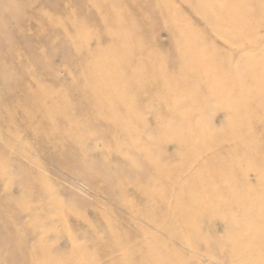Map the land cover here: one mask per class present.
<instances>
[{
    "label": "rangeland",
    "instance_id": "1",
    "mask_svg": "<svg viewBox=\"0 0 264 264\" xmlns=\"http://www.w3.org/2000/svg\"><path fill=\"white\" fill-rule=\"evenodd\" d=\"M164 1L165 2L161 0L160 4L162 3L170 9L173 8L174 11L166 9V7H164L163 10L169 14L171 13L173 17V13L177 16L179 14L177 9H180L181 16L180 14L179 16L181 18L183 15L182 19L184 18L185 20H182L183 24L185 23L184 25H187L188 22V24H191L192 31L197 29L199 32L195 31L199 34H195V36H199L200 38L202 35L201 37L203 38L199 40H202L204 45L207 46L206 42L208 41L209 43L210 38L215 41V44L211 41L207 47H202L203 45L198 46V49H195L197 50V52L195 51L196 55L203 54L205 56L207 55L206 52H208V54H212L211 52H213L214 54L218 49L227 48L233 62L239 60V45H231L226 40L215 37L209 28L204 26L203 20L199 16L197 18V16L189 13L185 5L179 0ZM230 1H235V4L238 5L239 2H241V0ZM243 1L244 7L239 8V14H243L241 16L242 22L245 20L243 24L248 27V32L245 34L248 37H255L257 34H263L264 0H251L253 4L250 0ZM169 2L172 8L168 7ZM172 3L176 4L177 7ZM162 4L161 6L163 8ZM99 6L100 3L97 0L88 3L81 2V0H0V101L11 103L9 111L4 108L3 103H0V170L2 167H4L5 170L2 179H0V264H37L39 263L37 261L43 257H51L49 259L46 258L47 261L45 264H57V262L58 264H73V261H75L74 259L79 257L80 259L82 257L81 261L79 262L76 259L78 262L75 264H216L214 260L217 264H233L232 262L234 260L236 261L234 264H264V244H261L255 234L250 232L249 228L251 226L249 224L241 222L247 217L264 216V211H262L264 209L262 208L261 210L260 204L249 205L251 202L249 199L254 195L264 197V182L254 183L250 186H245L242 183V178L247 176L252 179L257 170L262 169L264 171V168H262L264 162L262 160H259V162L257 161L260 156L253 153V155L251 154L252 156L250 155L252 158L251 161H242L240 165L243 172L236 171L229 165L223 163L221 166L222 172H207L201 174L202 179H197V182L195 179H193V182L191 179L187 178L185 180L186 182L182 181L180 182L181 184H177V173L172 174L171 177L155 170L153 171L152 166H149V163L153 165L156 160L151 158L152 155L148 152L150 148L153 151L158 149L159 151L162 150L160 152H164V154L168 152L167 154H170L171 157L173 152L179 148V144H177L171 136L170 137L174 141H172L173 143L171 141H166V137V139H162L166 132L162 135L161 130L160 133L157 127L159 123L162 121H170L169 126L173 127L174 124L172 121L177 118L176 121H174L176 122L174 125L175 133L177 131L176 128L179 127L183 121L181 117L177 116L178 114L173 117L171 116L169 119L162 110L163 106L160 103L154 102L156 96L159 94L158 90H153L151 92L150 97L152 101H149V104L137 103L136 106H132L133 110L135 108V110H141L138 114L139 116H142L143 109L149 110V115L147 116L148 113L143 114V117L147 116L144 120L145 124L148 123L146 125L142 123L141 120L143 119H138L139 117L130 120L129 123L136 128L134 135L137 133L135 137H130V139L127 135L125 136L126 139L123 137V134L125 135V133H123L125 132L124 129L110 128L105 121L99 119L97 113H93L92 108L94 104L90 102L92 98L80 94V92L83 91V84L85 81L82 76L83 72L74 65L79 63L82 56L86 53V50L72 49L68 44L69 42L66 39V35L73 31V24L69 21V18L71 16H76L79 20L77 23L79 32L83 34L88 32L93 35L98 34L99 43L104 44L108 40L103 36V33H106L108 28L110 29V27H108L110 25L99 22ZM178 6L180 7L178 8ZM115 9L125 13L122 17L121 27L127 25L133 27L134 23L137 24L138 29L133 31V35L135 39L140 40L139 48L142 50L147 49L148 51L151 49L149 53H151V51H157L156 49L159 48L164 49L165 52L159 49L163 54H160L161 57H159V53H157L154 57L155 60H158L156 58L168 59V55L173 54V49L170 45L167 33L161 29L164 23L162 20L167 16L157 19L151 12L152 9L150 7H127L124 4H119ZM212 10L211 13H215L216 11L218 14H215V16L214 13H212V17H222L219 10ZM100 11H102V9H100ZM176 11L178 14H176ZM145 12H149L148 20L143 16ZM246 18H248V21ZM189 20H193V23L197 21L194 23V27L193 23L189 22ZM252 21H254V23ZM184 25H182L183 30L187 32L189 30V32H191L190 29H186L188 25L187 27H184ZM200 28L205 31L203 30L202 32ZM261 28L262 31L260 30ZM253 30H255V32ZM247 36L244 39L245 43L249 41ZM196 40H198V37ZM205 40L207 41L204 42ZM202 41L200 43H202ZM142 42L144 44H142ZM263 43L264 42H261L259 47L247 51L248 56L250 57V54L255 52V54H252L251 58L259 59V57H263ZM90 44L92 47L95 45L94 42ZM160 45L162 46L159 47ZM211 46L213 50L209 49ZM210 54L207 56H211ZM147 57L148 61L149 55ZM219 60L221 61L220 58ZM250 65L252 66V64ZM25 67L27 68L26 71L24 70ZM262 69H264V66ZM251 70L253 72H251ZM240 71H242V73H240L243 77H247L253 74L255 70L254 67L250 69L249 66H246L242 70L240 69ZM263 71L264 70L261 72ZM28 75L33 76V78H28ZM262 75H264V73H262ZM32 79L33 81L36 79L34 81L35 84ZM25 83H27V85L29 84L28 91L23 89V86L26 85ZM115 83L118 82L115 81ZM179 84H181V82H179ZM245 88L246 87H244L243 90ZM245 90H247V88ZM254 92L255 90L250 88V98L247 101L251 107L255 105L257 100L264 99V96L263 98L256 97ZM57 93L58 97H55L54 95ZM128 94H130L129 96L132 99L138 100V95L136 96L134 90H129ZM152 95L155 96V98ZM36 97H41L39 103H37L39 99L37 100ZM49 97H51V101H49ZM25 98H27L28 103L24 101ZM176 98L182 99V96L178 95ZM34 103L36 106L42 105L44 111L42 113V118L40 115H36L35 113L34 115L32 114L33 110L31 107L34 106ZM156 105H158L157 107L159 108L161 107L162 109H160L162 111L155 107ZM213 105L210 104L209 107L212 109L221 107V105L219 106L218 104H215L214 107ZM20 106H26V110L28 111L25 112L20 110ZM246 109L247 107L237 112V116L242 119V121L237 123V126V120L231 121L233 118L228 121H226V119L224 122V119H220L221 121H219V118L222 116L220 113L217 114V118H214V114L209 115L207 111H205V116L202 118L205 120L209 119V123L210 125L212 124V127H218L220 125L218 128L222 129V133L230 129H237L238 133H241V141L238 143L236 142V144H238L237 146L235 143V146L232 144L234 147L233 149H231V145L226 146L225 152L230 151L229 153H233V156L238 154L239 157L237 158L243 159H245L244 153L248 151L247 149H249L251 145H253L257 151L261 147V150L263 149L264 152V116H262L264 112L259 113L261 115L258 114L256 118L250 115L246 116L247 112L244 113ZM45 110H48V112H45ZM155 110L159 112L160 115L157 114ZM160 111L165 115H161ZM57 113H61L62 118H67H59L56 120L57 118L55 117L51 121L43 118V116L46 117L47 114L56 116ZM25 115L27 117L34 116V118H31L25 125L19 126L17 120H20L22 117L25 118ZM158 116L161 120L160 118L157 119ZM71 117L73 119L77 118L75 121L77 120L78 123L87 124L90 126V129L95 131L102 129L108 132H117L118 135H120L121 132L123 134L119 136L120 139L118 140L117 138L119 137H110V134L106 137L96 135L94 138L87 139V143L83 144H86V147H82L83 145L81 142H84L86 139H81V147H78L80 143L76 144V141L72 142L69 140L67 141V139L65 140L66 137L60 132V128L64 129V127L66 128L70 123L75 122ZM178 117L180 118L179 121ZM8 120H10L13 125L7 127L5 122H8ZM201 120L200 122L203 123V127L202 125L200 126L201 123H198V125L202 129L207 126L206 129L203 130L208 131L212 129L209 127V123H207L208 120ZM244 121L248 123L245 124ZM141 123L147 126L148 130H146L144 125H142L144 127L141 128ZM139 124L140 126H138ZM253 124L255 125L253 126ZM136 125L142 130L139 131ZM228 125L230 127H228ZM42 130L46 134L39 135V131ZM143 130H145L146 134L147 132L149 133L146 136L151 140L144 139L146 137L143 135L145 134ZM172 131L173 129L171 132ZM139 132H143V134ZM97 136L99 137L97 138ZM138 138L143 144L139 141L137 142ZM221 138L229 140L227 135L220 137L216 136L213 138L212 147L216 145L217 141ZM114 140L117 142L121 140L122 146L125 143L127 146L131 145L129 147L131 149L129 150L128 147L126 148V144L121 147L118 142V145L122 148L119 151L117 149L119 146ZM130 140L136 141L135 144L139 143L135 145L136 148H134V142L132 143ZM155 140H158L160 144ZM146 141H149L148 143L151 144L153 143L152 146L157 144L158 147L156 146V148H154L155 146L152 147L151 144L149 145L147 143L144 145ZM250 142L251 144L249 146ZM256 142L261 145L256 146ZM137 145L141 146L140 150H142V152L137 150L139 149ZM143 145L144 147L142 148ZM161 145L162 148H159ZM239 146L244 147L245 151H242L244 149H241V147L237 148ZM3 147L5 149H3ZM145 148L148 149L147 152ZM134 149L139 151V153L136 154L137 152H135ZM7 151H13L17 158L20 156L22 157L19 159L11 158L9 161ZM18 153L21 154L19 155ZM148 154H150V156H147ZM247 154L248 153H246V155ZM80 156L83 160H80ZM145 157H148L150 161H154L149 162ZM134 158L137 162L134 161ZM132 159H134L133 163ZM188 159L187 157H183L178 161L177 157H172V160L166 163L169 166L171 165V169H177L179 166L178 164L183 161L188 163L191 162L195 164V167L210 165L209 160L201 159L199 161L198 159L191 158L189 161ZM161 160L162 157L160 158V161ZM191 160L194 161L192 162ZM256 162L260 164L259 166L257 163L260 168L256 165ZM6 164L10 165V172H7L10 174H6ZM19 165H22L23 168ZM135 165H138V170H136L137 168H135ZM141 165L142 167H139ZM96 166L99 168L96 169ZM160 166H162V164ZM246 166H249L250 170L248 169L249 167ZM146 168L147 170H145ZM89 169L91 171H89ZM137 171L138 174L139 172L142 174L138 175ZM26 173L27 175H29V173L33 175L38 174L40 176L39 182H30V179L23 175ZM154 174L157 177L154 176ZM148 176L152 178L149 179V181L147 180ZM179 176L182 177L183 175ZM138 177L141 179L140 181L142 184L144 183L146 185L148 183L145 188L144 184L139 186ZM222 179L231 180L232 182L229 186H225L220 181ZM201 181L202 184L203 182H209L204 183V185H212L214 182V186L219 188L218 190L220 191L221 198H213L212 196L214 195L206 194V199L204 195L202 201L196 202L192 198L183 196L182 194V197H178L179 199L174 196L175 203L172 207L174 209L177 206L179 212L178 210H174L175 213L173 210L171 212L169 211L168 204L170 203L171 196H173L172 194H174V192L172 193L171 191L184 192L186 188L188 189V187L192 185L200 186ZM149 182L151 183L149 184ZM8 184H10L9 187H11V190L9 188L11 191V195L9 196L12 205L9 216L5 215L3 212L6 207ZM134 184H138V187L136 185L134 187ZM152 184L153 189L150 188ZM38 186H42V191L45 189V192L48 194V196H46V202L49 204L48 209L44 206L38 208L37 200L39 199L40 193V191L37 192ZM155 186L157 189L160 188L157 190ZM147 187L150 189H147ZM244 187L245 189H242ZM144 189H147V191ZM149 190H152L153 193ZM146 192H150L152 196L150 197ZM156 192L157 194L161 192L162 194L160 193V195L162 197L154 194ZM145 194L148 196L145 197ZM53 195L56 196V198ZM166 195L168 197H164ZM248 195L249 197H247ZM231 196H239L244 199L247 198L245 201L249 203L243 204L242 207L225 204L227 200L224 201V198L229 199ZM165 200L166 202H164ZM212 201L214 203H212ZM155 203H160V205L157 204V206ZM166 203L168 204L166 205ZM198 204L209 205L208 207L205 206V208H198L194 212L190 211L188 214L185 213V207H195ZM14 205L18 207V210H16ZM162 205L164 211H161L163 212L156 209L157 207L161 208ZM153 206L156 208L154 209ZM19 207H24V209L25 207H31L33 211L30 215H23L19 221L17 217L19 214ZM230 212L236 213H231V215H229ZM261 212L263 213L261 214ZM169 213H172V215ZM216 213L224 217L223 220L226 222H228V219H233L241 223L237 225H229L228 223L223 224L219 218L217 221V217L215 216L218 215H216ZM234 215H236V217ZM144 217L147 218L145 219ZM207 222L210 223V225ZM150 226H153V228ZM18 227H20V231L17 230ZM34 228L36 229V233L33 231ZM149 229L153 232L151 233ZM155 231H159L160 233H156ZM199 232L204 235V237H199ZM143 233L146 234L144 235ZM191 248H193V250H191ZM251 249L252 252H259L261 258L254 259L259 263L248 261L245 255H243L244 257H240V253H244ZM123 251L125 252L122 254ZM124 255L126 257H124ZM163 255H165V257ZM156 257H159V261ZM135 258L137 260H135Z\"/></svg>",
    "mask_w": 264,
    "mask_h": 264
},
{
    "label": "bare ground",
    "instance_id": "2",
    "mask_svg": "<svg viewBox=\"0 0 264 264\" xmlns=\"http://www.w3.org/2000/svg\"><path fill=\"white\" fill-rule=\"evenodd\" d=\"M92 1H95V0H81V2H84V3H88V2H92ZM97 1H99V3H100V6H99L100 9H102V11H100V9L98 8V10H99L98 11L99 22L110 25V26H108V27H110V29L108 28L107 32L103 33V36L105 38H107L108 41L105 42L104 44L99 43L98 34L93 35L92 33H89V32L83 34V33L79 32V29L77 28V23L79 22V20L76 16H71L69 18V21L73 24V31H71L70 34L66 35V39L69 42L68 44L72 47V49H76V50L77 49H79V50L85 49L86 50V53L82 56L79 63L74 65L76 68H78L79 70H81L83 72L82 76H83L84 81H85V83L83 84V86H84L83 91L80 92V94L83 96L92 98V99H90V102H92L94 104V107L92 108V110H93V113H97V115L99 116V119L105 121L106 124H108V126H110V128L124 129L125 132H123V133H125V135L122 132L120 135H118L117 132H108V131L102 130V129L95 131L93 129H90V126H88L87 124L78 123L77 120H76L77 121L76 122L75 119H77V118L73 119L71 117V119H73L75 122L70 123L69 126L66 124L67 127L66 128L64 127V129L60 128L61 129L60 132L62 134H64L63 135L64 137H66L65 140L67 139V141L69 140L72 142L76 141L77 142L76 144H78V143H80L81 139L82 140L86 139L84 142L81 141L82 145H83L84 143H87L86 142L87 139L89 140L90 138H94L96 135H100L101 137L102 136L106 137V136H108V134H110V137L114 136L116 138V137H119L123 134L124 138L126 135L129 139H130V137H132V138L135 137L137 135V133H136V135H134L136 132V128H135V126H132L129 123L130 120L134 119V118L137 119L139 117L138 119L139 120L143 119L141 121H142V123H144V120L149 115V110L143 109V114L148 113L146 117L145 116L143 117V114H142V116L138 115L141 110H138V109L135 110L136 108L133 110L132 106L133 105L136 106L137 103L149 104V101H152V99L150 97L151 92L153 90H158L159 94L156 96V98H155V96L152 95L155 98L154 102L160 103L163 106V109L161 107L160 108L165 112V114L168 116L169 119L171 116L173 117L174 115L178 114L177 116L181 117V119L183 120L181 125L178 123L180 126L177 124L179 127L176 128L177 131L175 133H174V131H175L174 125L176 122H174V121H176L177 118L174 120L171 118L173 120L172 123L174 124L173 125L174 128L169 126L170 121H167V122L162 121L157 126L160 133L162 130V133H161L162 135H164L163 133L166 132L165 135L163 136V138L161 137L162 139L167 138L166 141H171V142L173 140H175L177 142V144H179V148L175 152H173L172 157H175V158L177 157L178 161H179V159H181L183 157H187V159L189 158L188 159L189 161L191 158L198 159L199 161L201 159L209 160L210 165L205 166V167L198 165L199 167H195V164H193L191 162L188 163L186 161H183L182 163L178 164L179 166L177 167V169H171L170 168L171 165L169 166L167 164L172 160L171 155L167 154L168 152H166L164 154V152H160L162 150L159 151V149L153 151L150 148L151 151L150 150L148 151V149L145 148L146 149L145 151L150 152V154L152 155L151 158L156 159L153 165H151L149 163V166H152L153 171L155 170L159 173L169 175L171 177H172V174L177 173V175H178L177 184H179L182 181L186 182L185 180L187 178L191 179V181H193V179H195V181L197 182L199 179L200 180L202 179L201 174H205L207 172L208 173H212L215 171L217 173L222 172L221 166L223 163L229 165L232 169H234L236 171L238 170L240 172H243V169L240 165L241 162L245 161V160L251 161L252 158L250 157V155L251 154L253 155V153H256L257 156H260L261 159L258 158V160H257L258 162H259V160H262L264 162L263 149L261 150V147L260 148L258 147L259 149L257 151L255 149V147H253V145L250 146L251 142L249 143L250 147H249V149H247L248 151L246 152L249 155L248 154L246 155V153H244L245 159L237 158V157H239L238 154L236 156H233V153H229L230 151L225 152L226 146L231 145L232 148L231 147L230 148L233 149L234 147L232 144H234V143L236 144V142L238 143L239 141H241L240 140V139H242L240 137L241 133L239 134L237 129H230L228 131H223L224 133H222V129L218 128L220 125L218 127H216V126L212 127L211 126L212 124L210 125V123H209V119H207L208 121L205 119H202L205 116V113H206L205 111H207V113L209 115L214 114L213 115L214 118H217V114L220 113V114H222V116L219 118V121H221L220 119H222V120L224 119L223 120V122H224L226 119H227L226 121H228L229 119L233 118V120H231V121L237 120V122H236V126H237L238 125L237 123L239 121H242V119H240L237 116V112L240 111L241 109H245L247 107L246 111H244V113L247 112L246 116L250 115V116H253L256 118H257L259 113L264 112V99L257 100V102H255V105L253 107L249 106V103L247 101L250 98V88L255 90L254 93L256 94L255 95L256 97L263 98V96H264V75H262V73H264V71L261 72L262 70H264V69H262L264 66V55L261 54L263 57H261V58L259 57V59H254L251 57H252V54H255V52L251 53L250 57L247 54V51H250L256 47H259L260 46L259 44H261V42H264V33L261 35L257 34V35H255V37H248L245 34L248 32V27L244 26V24H243L245 20L242 22L241 16L243 14H241V15L239 14L240 13L239 8L244 7V1L243 0H241V2H239V5L235 4V1L233 2L230 0H179L182 4L185 5V7L188 9L189 13H192L194 16H197V18L199 16L203 20L204 26H207L209 28V30L211 31V33L214 34L215 37L222 39V40H226L231 45H239L240 58L237 62H233L232 57L228 53L227 48H223L221 50H219L217 48L218 49L217 52H214V54H213V52H211L213 55L209 53L211 56H207V55H209L208 52H206L207 55H205V56L203 54L202 55L201 54L196 55L195 51L197 52V50H195V49L198 46L203 45L202 47H204V46L207 47L211 41H212V43H214L215 41H213L210 38L209 34L208 35L210 38V40H209L210 42L208 43L207 40L204 41V42L207 41L206 42L207 46L204 45L202 40H201L202 43H200L201 41L199 39L203 38V37H201L202 35L200 36V38H199V36H197L198 40H196L197 37L195 36V34H197L196 33L197 29H194V31H192L191 30L192 27L190 26L191 25L190 23L188 24V22H187L188 27H187V25H184L185 23L183 24L182 20H184V18L182 19L183 15L180 18V16H181L180 11H179L180 9L179 10L177 9L180 16H179L178 12L176 11L177 13L176 12L175 13L178 15L176 16L173 13V17H172L171 13H170L171 14L170 15L168 12L163 10L164 7H166V6L161 3L163 5V8H162V6L160 4L161 0H97ZM163 2H165V1L163 0ZM250 2H252V1L250 0ZM174 3H172V4L175 7H177V5ZM119 4L120 5L124 4L127 7L128 6L150 7L152 9L151 12L154 14V16L157 19L159 17L163 18L164 16H167V17H165L164 20H162L164 23H163L161 29H163L167 33L170 45L173 49V52H172L173 56L168 55L169 56L168 59L156 58L158 60H155V58H154L155 55H157V53H159L158 56L161 57L160 54H163L162 52H165L164 49L159 48L160 50H163L161 52V51H159V49L155 48L157 51H153V52L151 51V53H149V51L151 49H149V51H148L147 49L142 50L141 48H139V45H140L139 41L140 40L135 39L134 35H133L134 34L133 31L135 29H138L137 24L134 23L133 27H129V25H127L125 27H121L122 17L124 16L125 13H123V11H118L115 9L117 6H119ZM252 4H253V2H252ZM168 5H169L168 7H171L170 2ZM247 6H248V4H247ZM250 6H255V5H250ZM179 7L180 6H178V8ZM214 8L219 10V13L221 14L222 17H219V16L218 17H214V16L212 17L211 16V14L214 13V12L211 13V10ZM166 9H170V8L166 7ZM172 9H170V10L174 11V9L173 10ZM250 9H251V7H250ZM253 9H255V8H253ZM214 10H212V11H214ZM251 11H254V10H251ZM215 14H217L216 11H215L214 15ZM143 16L146 18V20H148L149 19V12H145L143 14ZM186 16H187V14H186ZM246 19L248 21V18H246ZM58 20H60V19H58ZM192 21L193 20H191V21L189 20V22H192ZM196 22L197 21H195L194 23H196ZM252 22L254 23V21H252ZM194 23H193V27H194ZM263 24H264V22H263ZM182 25H184V27H187L186 28L187 30L190 29L192 33L189 32V30H188L189 33L187 31L183 30ZM204 29H201L202 32ZM263 29H264V27H263ZM209 30H208V33H209ZM260 30L262 31V28ZM253 31L255 32V30H253ZM197 32H199V31H197ZM246 36L249 38V41L247 43L244 42V39ZM207 37H205V38H207ZM209 38H207V39H209ZM92 42L95 43L94 47H92L90 44ZM212 43H211V45H212ZM142 44H144V43L142 42ZM214 44H213V46H214ZM161 46L162 45H160L159 47H161ZM263 46H264V43H263ZM202 47H201V49H202ZM209 49L213 50L212 46H211V48L209 47ZM217 49H215V50H217ZM204 51H205V48H204ZM80 52H83V51H80ZM148 55H149V60L147 61ZM219 58L221 59V61L219 60ZM250 64H252V66L254 67V70H255L254 73L251 75H248L247 77H243V75L241 74L242 71H240V69L242 70L246 66L247 67L249 66L250 69H252L253 67ZM24 70L26 71L27 68L25 67ZM251 72H253V71L251 70ZM27 77L30 79L33 78V76H31V75H28ZM35 80L36 79H34V81ZM32 81H33V79H32ZM34 81H33V83L35 84ZM115 81H117L118 83H115ZM179 82H181V84H179ZM25 84L26 85L23 86V89L27 90L29 87V84L28 85H27V83H25ZM35 87H36V85H35ZM244 87H246L247 90H245L246 88L243 90ZM131 89L135 91L136 96L138 95V100L132 99L129 96L130 94H128V91ZM33 91H35V90H33ZM130 93H132V92H130ZM178 95L182 96V99L176 98ZM54 96L58 97V93ZM36 98H37V100L39 99L37 102V103H39L41 101V97H36ZM51 100H52L51 97H49V101H51ZM24 101L28 103L27 98H25ZM0 103L1 104L3 103L4 108L7 111H9L11 103H4L2 101H0ZM151 103H153V102H151ZM210 104L211 105L214 104L213 107L215 106V104H218L219 106L221 105V107L212 109L209 107ZM6 105L8 108L6 107ZM158 105H156L155 107H157ZM19 108L22 111H25V112L28 111V110H26L27 109L26 106L25 107L20 106ZM157 108H159V107H157ZM31 109L33 110L32 111L33 115L35 113L36 115H40V117L42 118V113L44 112L42 109V105L36 106L34 103V106L31 107ZM31 109H30V111H31ZM152 111H154V110H152ZM157 111H158V109H157ZM45 112H48V110H45ZM157 114H159V112H157ZM162 114H164V113L161 112V115ZM209 115H208V117H209ZM259 115H261V114H259ZM262 116H264V115H262ZM24 117L25 118L22 117L20 120H17V123L19 124V126L25 125L27 122H29L31 120V118H34V116H28L27 117L26 115ZM55 117L57 118L56 120H58L59 118H62V115H61V113H57L56 116L51 115V114H49V115L47 114L46 117L43 116V118H45L49 121L53 120ZM179 117H178V121L180 119ZM64 118L66 119L67 117H63L62 119H64ZM159 118L160 117L158 116L157 119H159ZM205 118H207V117H205ZM242 118H244V117H242ZM160 120H161V118H160ZM200 120L201 121H207V123H209V127H211L212 129H209L208 131L203 130V129H206L207 126L204 125L206 127L202 129L200 126L202 125V127H203V123L200 122ZM247 121L246 122L244 121V123L245 124L248 123ZM146 122H148V121H146ZM223 122H221V123H223ZM256 122H258V121H256ZM5 123H6L7 127L9 125H13L10 120H8V122H5ZM142 123H141V126H140V124L138 125L141 128H143L146 124H148V123H146V124L144 123L145 124L144 125ZM198 123L199 124L201 123L200 126L198 125ZM230 123H228V124H230ZM142 125H144V126H142ZM223 125H225V124H223ZM254 125L255 124H253V126ZM151 127H153V126H151ZM228 127H230V126L228 125ZM145 128H146V130H148L147 126H145ZM7 129L10 130L9 128H7ZM172 129H173V131L171 132ZM138 130L141 131L142 129L140 130L138 127ZM55 131L58 132L57 130H55ZM60 132H58V133H60ZM143 132L145 134H143ZM143 132H139V133H142L143 135H145L144 137L147 138L146 135H148L149 133L147 132V134H146L145 130H143ZM38 134L41 135V134H46V133H44V131L42 130V131H39ZM224 135H227L229 140H227L225 138H223V139L221 138L217 141L216 145H214L212 147L213 138L216 136L220 137V136H224ZM170 136L174 139L172 140V138ZM98 137L99 136H97V138ZM139 138H141V137H139ZM139 138H138L137 142L140 140ZM146 138H144V139L145 140H151V139H148V138L146 139ZM118 139H120V137L117 138V140ZM121 140H119L118 142H119V145L121 147H123L126 143L122 146ZM132 140H130V141L133 143L134 141H132ZM158 140H155V141H157V143H158L159 142ZM251 141H253V140H251ZM114 142L117 143V145H118L117 141L114 140ZM125 142H126V140H125ZM135 142H134V148H136V146H135L136 144H139V143L135 144ZM139 142L142 143V141H139ZM148 142L147 141L144 142V145H146V143L149 145L151 144ZM257 142H256V146H260L261 144L260 145L258 144L260 142V140L258 143ZM161 143H162V141H161ZM92 144H93V142H92ZM152 144H151V146H152ZM159 144H160V142H159ZM235 144H234V146H235ZM85 145H83L82 147L87 146V145L86 146ZM144 145L142 146V148L144 147ZM237 145L238 144H236V146ZM120 146L117 147V149L119 151H120V149H122ZM130 146L131 145H129V146H127V144L125 145V147L126 148L128 147L129 150L131 149V148H129ZM137 146H139V145H137ZM154 146H152V147L156 148L157 144L156 145L154 144ZM78 147H81V143H80V146L78 145ZM172 147H173V144H172ZM240 147L241 146H239L237 148H240ZM140 148H141V146H139V149H137V150H140ZM159 148H162V145L159 146ZM242 148L244 149V147H241V149ZM3 149H5V148L3 147ZM238 150H240V149H238ZM140 151L142 152V150H140ZM242 151H245V149ZM135 152H137L136 154L139 153V151H136V150H135ZM16 153H17V151H16ZM22 153H24V152H22ZM150 154H148L147 156H150ZM144 155H145V152H144ZM7 156H8L9 161L11 158L19 159L20 157H22V156H20L17 158L13 151L12 152L7 151ZM141 156H142V154H141ZM161 157H162V160H161L162 163L160 161ZM23 158H24V156H23ZM23 158H21V159H23ZM25 158H26V156H25ZM145 158H147L146 159L147 161L149 160L148 157H145ZM134 159H132V163H133ZM80 160H83V158L81 156H80ZM137 160L139 161L138 157H137ZM134 161H136V159ZM152 161H154V160H152ZM152 161L149 160V162H152ZM191 161L193 162L194 160H191ZM254 162H255V159H254ZM258 162H256V165ZM161 164H162V166H160ZM5 166L7 167L6 168L7 169L6 174H10V173H7V172H10V165L6 164ZM19 166L22 167V165H19ZM137 166L135 165V168H137L136 170L139 169ZM259 166H260V164H259ZM139 167H142V165ZM246 167H249V166H246ZM98 168L99 167H97L96 169H98ZM262 168H264V166ZM248 169L250 170V167ZM29 170H31V169H29ZM145 170H147V168ZM4 171H5L4 167H2V169L0 170V179H2V176L4 175ZM89 171H91V170L89 169ZM92 172H93V170H92ZM137 174H138V171H137ZM139 174H142V173L139 172ZM155 174H154V176H156ZM23 175L26 176L28 179H30L29 181L32 183H38L39 182L40 176L38 174L33 175L32 173H29V175H27V173H26ZM179 175H183V176L181 177ZM254 175L255 176H253L252 179L247 177V176L242 178L243 179L242 183L245 186H250L251 184H254V183L257 184V183L264 182V171L262 169L257 170ZM222 176H223V174H222ZM147 178H148L147 179L148 181H149V179H152V178H149V176ZM137 179L139 181L141 180L139 177ZM139 181H138V183H140L139 186L144 184V183L142 184L141 181L140 182ZM220 181L225 186H229L230 183L232 182L231 180H226V179H222ZM220 181H218V182H220ZM155 182H156V180H155ZM150 183L151 182H149V184ZM204 183H209V182H203V184H202V181H201L200 186L192 185V186L188 187V189L186 188L184 192H180V191L175 192V190L171 191L172 193L174 192V194H172L173 196H171V200L169 201L170 203L169 202H168L169 204L166 203V205L167 204L169 205V211L171 212L173 210V212H174V210H178L177 206L175 207L177 209L172 208L173 204L175 203L174 202V196L176 198H178L179 196L182 197L181 195L183 194V196H188V197L192 198L193 200H195L196 202L202 201V197L204 195H205V199H206V197H207L206 194L214 195V196H212L213 198H215V197L221 198L220 191L218 190L219 188L217 186H214V182L212 183L213 186L211 184L204 185ZM177 184H176V186H177ZM9 185L10 184L7 185L8 188H7V192H6V196H7L6 197V207H5V211H3L5 213V215H7V216H9V213L11 211V206H12L10 196H9V195H11V191H10L11 187H9ZM135 185L136 184H134L133 186L135 187ZM146 185L144 186V188L146 187ZM157 185H158V183H157ZM159 185H160V183H159ZM9 188H10V190H9ZM150 188L153 189V184H152V187H150ZM150 188L147 187V189H150ZM263 188H264V186H263ZM147 189H144V190L147 191ZM155 189H157V187ZM161 189H162V186H161ZM242 189H245V187ZM38 191H40L39 199L37 200L38 208H41L44 206L46 209H48L49 204L46 202V196H48V194L45 192V189L42 191V186L37 187V192ZM149 191H151L153 193L152 190H149ZM261 191H262V189H261ZM161 192H162V190H161ZM146 193L150 197L152 196V195H150V192L149 193L146 192ZM160 193L157 194V192H156L154 194H157V196L159 195V197H160L161 196ZM224 194H226V193H224ZM148 195L145 194L144 196L146 197ZM164 195H165V193H164ZM53 196H51V197H53ZM54 197L56 198V196H54ZM164 197H168V196L166 195ZM247 197H249V195ZM246 199H244L243 197H239V196H231L229 199L224 198V201L227 200L225 202V204L234 205L237 207H242L243 204L249 203L248 201H245ZM166 200H167V198H166ZM166 200L164 202H166ZM210 201H211V199H210ZM213 201H212V203H214ZM249 201H251L249 203V205L260 204L261 210H262V208L264 209V197L254 195L251 199H249ZM160 202H162V201H160ZM157 204L160 205V203H157ZM215 204H216V202H215ZM208 205L198 204L195 207L187 206V207H185L184 211H185V213L188 214V212H190V211L194 212L198 208L199 209L205 208V206L208 207ZM15 207H16V210H18V207L17 206H15ZM153 208L155 209L156 207L153 206ZM162 208H164L163 205L161 208L157 207L156 209L157 210L159 209L160 211L161 210L164 211V209H162ZM32 211H33V209L31 207H25V209H24V207H22V208L19 207V214L17 216L19 221L23 215H25V216L30 215V213H32ZM54 211H56V210H54ZM163 211H161V212H163ZM262 211H264V210H262ZM178 212H179V210H178ZM231 213H234V212H230L229 215H231ZM262 213L263 212H261V214ZM169 214L172 215V213H169ZM216 215H218V216H215V217H217V221L219 218V220H221L223 224L228 223L229 225L230 224L237 225V224H240L241 222L245 223V224H249L251 226L249 228L250 232L255 234V236L259 239L261 244H264V216L258 215V217H250V218L247 217L246 219H244L241 222L238 220L235 221L233 219H231V220L228 219V222H226L225 220H223L224 217H221L220 214L216 213ZM236 215H234V216L236 217ZM147 217H144V218L146 219ZM181 219L183 220L182 217H181ZM212 223H213V221H212ZM208 224L210 225V223H208ZM255 225H258V226H255ZM150 227L153 228V226H150ZM139 228H140V226H139ZM185 228H186V226H185ZM17 230L20 231L21 230L20 227H18ZM33 231L36 233L35 228ZM203 231H205V230H203ZM142 232H143V230H142ZM152 232L153 231H151V233ZM157 232L160 233L159 231H157ZM169 236H170V234H169ZM198 236L204 237V235H202L200 232H199ZM144 237H146V236H144ZM167 237H168V235H167ZM189 244H190V242H189ZM191 246H192V241H191ZM191 250H193V248H191ZM125 251H123L122 254ZM243 255H245V257L247 258L248 261H255L254 260L255 258L260 257L259 252L258 253L252 252V249L247 250L244 253H240V257H244ZM163 256L165 257V255H163ZM124 257H126V256L124 255ZM138 257H140V256H138ZM43 258L42 259L40 258V260L37 261V262H39L37 264H45V262L47 261L46 258L49 259L51 257H43ZM156 258L159 261V257H156ZM76 259L80 262L82 257H81V259H80V257L75 258L74 259L75 261H73V264L78 262ZM135 260H137V259L135 258ZM169 260H171V259H169ZM235 262L236 261L234 260L232 263L234 264ZM255 262L259 263L257 261H255ZM214 263L217 264V262L215 260H214ZM57 264H58V262H57ZM68 264H70V263H68ZM259 264H261V263H259Z\"/></svg>",
    "mask_w": 264,
    "mask_h": 264
}]
</instances>
